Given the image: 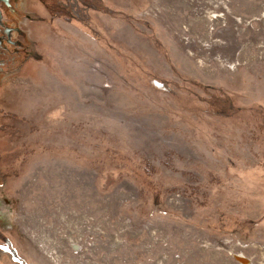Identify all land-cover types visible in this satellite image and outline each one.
<instances>
[{"label": "rangeland", "instance_id": "obj_1", "mask_svg": "<svg viewBox=\"0 0 264 264\" xmlns=\"http://www.w3.org/2000/svg\"><path fill=\"white\" fill-rule=\"evenodd\" d=\"M43 1L0 75V264H264V0Z\"/></svg>", "mask_w": 264, "mask_h": 264}, {"label": "flooded vegetation", "instance_id": "obj_2", "mask_svg": "<svg viewBox=\"0 0 264 264\" xmlns=\"http://www.w3.org/2000/svg\"><path fill=\"white\" fill-rule=\"evenodd\" d=\"M43 3L52 6V12L57 16L64 15L68 19L76 21H80L85 17L87 0H45ZM17 4L18 0H9V4L5 2L0 3V75L16 68L17 63L21 61L24 49L26 50L21 39L18 37V35H24V31L16 22L14 24L13 16L16 11H19ZM89 4L94 8L99 7L96 3L89 2ZM0 185H2V181ZM4 207L0 203V221L1 211ZM2 247L7 248L14 255V247L0 228V248Z\"/></svg>", "mask_w": 264, "mask_h": 264}, {"label": "water", "instance_id": "obj_3", "mask_svg": "<svg viewBox=\"0 0 264 264\" xmlns=\"http://www.w3.org/2000/svg\"><path fill=\"white\" fill-rule=\"evenodd\" d=\"M1 2H5V3H8L9 4V0H0V3ZM0 18H1V12H0Z\"/></svg>", "mask_w": 264, "mask_h": 264}]
</instances>
